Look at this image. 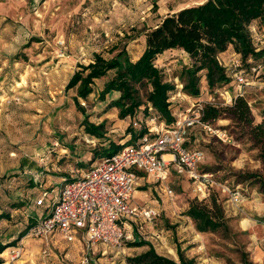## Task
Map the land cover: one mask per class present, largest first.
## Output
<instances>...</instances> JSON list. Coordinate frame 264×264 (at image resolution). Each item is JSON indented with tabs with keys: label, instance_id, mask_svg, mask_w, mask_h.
<instances>
[{
	"label": "rangeland",
	"instance_id": "1",
	"mask_svg": "<svg viewBox=\"0 0 264 264\" xmlns=\"http://www.w3.org/2000/svg\"><path fill=\"white\" fill-rule=\"evenodd\" d=\"M203 1L0 0V213L10 216L0 221L1 241L17 238L18 230L26 228L34 217L29 228L37 222L45 207L37 206L35 201L44 188L52 190L46 199L49 209L44 213H48L65 178L87 171L101 159L109 141L128 145L129 130L137 133L144 126L156 130L154 127L161 124L154 113L149 118L143 111L120 119L118 108L112 106L118 92L100 99L99 93L113 72L95 80L86 101L79 99L82 112L74 103L76 88H66L71 75L80 65L92 61L96 53L110 58L124 47L131 59L136 60L144 49L146 32L162 17ZM249 30L256 51L263 53L245 61L232 49L219 55L230 81L209 88L202 76L198 97L189 96L182 89L183 67L193 62L186 52L172 49L157 57L155 64L165 79L175 84V90L170 93L175 119L193 105L202 108L206 104L231 105L229 94L233 99L240 90L231 75L234 61L250 82L241 90L254 122L262 119L264 20L252 22ZM146 91L145 87H139L143 102ZM84 119L96 125L103 123V138L89 135ZM204 123L208 127L196 124L189 130L186 146L204 152L200 170L212 174L214 182L205 200L216 196L225 212L229 232L201 233L195 229L185 212L192 199H201L187 177L172 171L159 183L138 174L134 202L156 209L158 216L151 221L141 217L126 219V232L131 238L123 242L122 250L108 248L107 253L101 254L103 248L97 246L91 264H126L127 256L147 248L126 246L136 236L151 243L158 253L175 260L179 259V248L194 264H241L243 251L253 263L264 264V193L254 178L247 177L264 173L260 151L250 141L247 131L227 115ZM166 188L174 194L167 196ZM235 190L240 192L241 202L231 201L230 194ZM29 228L19 239L23 240L28 254L9 260L8 251L18 244L17 240L6 253L0 254L3 263L81 264L84 257L81 245L68 244L59 236L47 245L29 235ZM45 246L49 254L43 257L40 251Z\"/></svg>",
	"mask_w": 264,
	"mask_h": 264
},
{
	"label": "trees",
	"instance_id": "2",
	"mask_svg": "<svg viewBox=\"0 0 264 264\" xmlns=\"http://www.w3.org/2000/svg\"><path fill=\"white\" fill-rule=\"evenodd\" d=\"M256 20H264V0H205L183 7L162 17L155 27L146 32L144 49L136 60L131 59L124 47L110 58L96 53L92 61L80 65L71 75L66 88H76L74 103L84 112L79 99L86 101L93 91L95 80L113 72L101 89L99 97L105 100L107 95L119 93L112 106L118 108L120 119L133 117L138 111H143L149 118H153L151 114L154 113L160 122L170 126L175 122L170 102V93L175 90V84L165 79L161 69L155 64L157 57L172 49L186 52L193 62L183 67L182 89L189 96L198 97L202 76L205 77L209 88L230 81L226 67L219 60L220 54L232 49L245 61L257 58L263 53L256 51L249 30L251 23ZM139 87L147 89L145 102L139 96ZM225 115L247 131L250 141L260 151L264 169V116L255 123L248 100L243 93H239L234 96L231 105L218 107L206 104L202 109L201 120L210 123ZM83 123L89 135L93 138H103L105 134L103 123L96 125L87 119H84ZM129 133L130 138L126 143L133 142L134 145L139 143L145 134L153 135L145 126L140 127L137 133L131 130ZM109 142V146L102 150L101 158L115 153L122 147L120 144ZM247 177L254 178L260 192L264 193V173L251 174ZM71 179L72 177H67L65 181ZM206 198L192 199L185 212L186 216L191 219L198 232L228 233L229 226L222 205L215 195L208 201ZM45 210L44 208L43 212ZM9 217L8 213H0V221ZM35 219L36 217L31 223ZM31 223L19 231L17 238L10 240V237H7L6 240H0V254L25 235ZM10 232L8 233L12 234ZM126 246L129 248L147 246L139 253L127 256L126 264H194V260L186 259L179 248L177 249L179 259L175 260L158 253L151 243L138 236ZM2 263L3 259L0 257V264ZM241 264L255 263L248 258V253L243 251Z\"/></svg>",
	"mask_w": 264,
	"mask_h": 264
},
{
	"label": "built area",
	"instance_id": "3",
	"mask_svg": "<svg viewBox=\"0 0 264 264\" xmlns=\"http://www.w3.org/2000/svg\"><path fill=\"white\" fill-rule=\"evenodd\" d=\"M231 65V75L242 94L241 87L250 82L238 63L234 61ZM253 70L256 71V68ZM231 101L233 99L229 94L228 103ZM202 109L201 106H191L172 125L164 126L161 122L154 127L156 130L149 128L148 132L153 135L145 134L139 143L124 145L95 162L87 171L73 176L71 180H64L52 202L53 209L48 213L43 212L29 228L28 234L47 242V245L55 236L68 244H79L84 253L81 264H91L97 246L103 248L101 254L107 253L108 248L122 250L123 242L131 238L126 232V219L141 217L151 221L158 216L156 209L134 202L138 173L163 183L175 171L193 182L199 199L206 198L214 182L212 174L200 170L204 152L200 148L186 146L189 130L194 125L208 127L201 120ZM49 192L52 190L44 188L35 204L48 210L46 199ZM165 194L171 196L174 193L166 188ZM230 196L233 203L242 201L238 190L232 191ZM26 254L28 251L22 239L8 251L9 260L12 261ZM40 254L47 256L48 247L45 246Z\"/></svg>",
	"mask_w": 264,
	"mask_h": 264
},
{
	"label": "crops",
	"instance_id": "4",
	"mask_svg": "<svg viewBox=\"0 0 264 264\" xmlns=\"http://www.w3.org/2000/svg\"><path fill=\"white\" fill-rule=\"evenodd\" d=\"M226 53V52H225ZM225 53H222V54H220V56H223ZM140 178V177H139ZM20 231V229L18 230V232Z\"/></svg>",
	"mask_w": 264,
	"mask_h": 264
},
{
	"label": "bare ground",
	"instance_id": "5",
	"mask_svg": "<svg viewBox=\"0 0 264 264\" xmlns=\"http://www.w3.org/2000/svg\"><path fill=\"white\" fill-rule=\"evenodd\" d=\"M201 3V2H200Z\"/></svg>",
	"mask_w": 264,
	"mask_h": 264
}]
</instances>
